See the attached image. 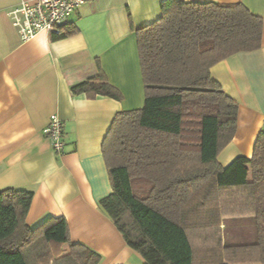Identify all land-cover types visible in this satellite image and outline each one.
<instances>
[{
  "label": "trees",
  "instance_id": "trees-1",
  "mask_svg": "<svg viewBox=\"0 0 264 264\" xmlns=\"http://www.w3.org/2000/svg\"><path fill=\"white\" fill-rule=\"evenodd\" d=\"M160 11L135 30L144 102L117 112L103 138L111 192L97 206L144 264H264V131L250 158L218 164L238 103L210 76L222 59L260 48L262 18L241 3L164 0ZM70 90L121 100L101 71ZM32 197L0 191V264H100L98 253L70 241L63 216L30 228ZM246 216L255 241L222 242V219Z\"/></svg>",
  "mask_w": 264,
  "mask_h": 264
},
{
  "label": "crops",
  "instance_id": "crops-1",
  "mask_svg": "<svg viewBox=\"0 0 264 264\" xmlns=\"http://www.w3.org/2000/svg\"><path fill=\"white\" fill-rule=\"evenodd\" d=\"M162 1L92 0L61 28L67 36L39 32L22 42L7 15L21 0H0V191L32 190L26 224L63 216L70 241L98 253L100 264H144L97 206L111 192L101 144L117 112L143 105L135 30L160 17ZM186 1L241 3L262 18L260 48L210 68L238 103L235 134L217 156L225 167L237 156L250 158L264 131V0ZM100 71L121 100L71 92ZM52 114L63 121L62 156L43 133Z\"/></svg>",
  "mask_w": 264,
  "mask_h": 264
},
{
  "label": "built area",
  "instance_id": "built-area-1",
  "mask_svg": "<svg viewBox=\"0 0 264 264\" xmlns=\"http://www.w3.org/2000/svg\"><path fill=\"white\" fill-rule=\"evenodd\" d=\"M92 0H21L8 10L7 15L22 42L39 32L59 34L69 17L82 5ZM53 151L62 156L65 150L63 121L55 114L50 115L43 130Z\"/></svg>",
  "mask_w": 264,
  "mask_h": 264
},
{
  "label": "rangeland",
  "instance_id": "rangeland-1",
  "mask_svg": "<svg viewBox=\"0 0 264 264\" xmlns=\"http://www.w3.org/2000/svg\"><path fill=\"white\" fill-rule=\"evenodd\" d=\"M219 227L222 242L234 245L255 241L256 229L252 216L227 217L222 219Z\"/></svg>",
  "mask_w": 264,
  "mask_h": 264
}]
</instances>
